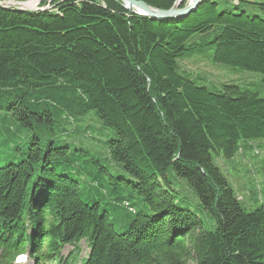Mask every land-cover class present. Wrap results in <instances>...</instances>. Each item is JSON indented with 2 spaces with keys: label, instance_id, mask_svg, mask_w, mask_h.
Wrapping results in <instances>:
<instances>
[{
  "label": "trees",
  "instance_id": "trees-1",
  "mask_svg": "<svg viewBox=\"0 0 264 264\" xmlns=\"http://www.w3.org/2000/svg\"><path fill=\"white\" fill-rule=\"evenodd\" d=\"M54 4L0 6V121L34 131L17 148L23 157L0 166L1 261L29 249L37 264H73L85 239L82 264H264V202L248 211L213 158L233 159L264 138V96L199 85L179 63L212 49L215 62L264 76V16L214 0L175 19L133 13L121 0ZM255 4L264 11V0ZM195 34L205 35L190 42ZM87 119L99 126L82 128ZM71 126L111 132L101 142L131 178L73 141L55 145ZM184 182L212 227L184 206ZM67 245L74 251L64 257Z\"/></svg>",
  "mask_w": 264,
  "mask_h": 264
},
{
  "label": "rangeland",
  "instance_id": "rangeland-1",
  "mask_svg": "<svg viewBox=\"0 0 264 264\" xmlns=\"http://www.w3.org/2000/svg\"><path fill=\"white\" fill-rule=\"evenodd\" d=\"M219 2V9L235 8L237 2H240L242 10H247L251 14H260L264 16V11L260 9V6L255 3L262 2L263 0H214ZM221 25H216L215 28L210 31L208 37H213L220 29ZM205 34H195L190 42L201 39ZM181 67L184 70L193 72L200 75L196 79L199 85H204L212 88L213 86H221L223 84H237L242 87L258 91L264 96L263 87V75L259 72L250 71L234 67L225 63L215 62L213 60V50H207L204 53H197L192 56L185 57L179 60ZM20 122L11 118L8 121H0V166H5L10 162H17L22 157L21 151H17V148L25 149L31 138L34 135V131L28 127L19 126ZM87 124L99 126V122L92 120H86L82 123V128ZM75 127L71 126L67 135H61L58 132L53 136L55 145L60 144V140L65 138L69 142H74L77 147L90 150L98 157H102V161L108 164L115 175H124L127 178H131L122 166L109 157V153L105 150L101 140H108L112 136L111 132L104 134L103 129L89 128L88 132L74 133ZM94 137V138H92ZM40 138L43 141H48V138L44 137L40 133ZM98 139V140H97ZM96 142V143H95ZM250 144L254 146L253 150H246L245 152H239L233 159H227L223 154L213 153V158L216 164L221 168L231 187L235 190L236 194L243 199L244 207L250 211L258 207L264 202V138H256L250 141ZM97 151V152H95ZM109 178L108 176H106ZM83 187L85 185L83 184ZM182 189L184 191L185 203L184 206L197 212L202 218L205 219L208 228L214 225V218L207 212L202 210L199 205L198 196L194 190L184 182ZM134 198H130L129 201L133 203H139L140 197L138 194H132ZM86 195H83L85 198ZM127 226L122 223L119 225L116 223V229L118 231H124ZM73 248L67 247L64 254H68ZM82 256L88 253L86 242L81 243ZM31 264V263H30Z\"/></svg>",
  "mask_w": 264,
  "mask_h": 264
},
{
  "label": "water",
  "instance_id": "water-1",
  "mask_svg": "<svg viewBox=\"0 0 264 264\" xmlns=\"http://www.w3.org/2000/svg\"><path fill=\"white\" fill-rule=\"evenodd\" d=\"M28 1L47 2L48 5L40 6L35 8L23 7L22 3ZM65 0H0V6L6 8H17L21 10H44L53 8L56 4L54 2H63ZM125 7L133 13H137L144 16H149L154 19H175L182 18L188 14L196 11L200 6L202 0H189L186 6L182 7L183 0H176L175 4L169 9H159L152 7L148 3L142 0H121Z\"/></svg>",
  "mask_w": 264,
  "mask_h": 264
},
{
  "label": "bare ground",
  "instance_id": "bare-ground-1",
  "mask_svg": "<svg viewBox=\"0 0 264 264\" xmlns=\"http://www.w3.org/2000/svg\"><path fill=\"white\" fill-rule=\"evenodd\" d=\"M189 2V0H187ZM39 5V3L37 1H28V2H24L22 3L23 7H27V8H35ZM76 263H78V259H76Z\"/></svg>",
  "mask_w": 264,
  "mask_h": 264
},
{
  "label": "snow or ice",
  "instance_id": "snow-or-ice-1",
  "mask_svg": "<svg viewBox=\"0 0 264 264\" xmlns=\"http://www.w3.org/2000/svg\"><path fill=\"white\" fill-rule=\"evenodd\" d=\"M19 259H21V260H24V259H25V257H24V256H21Z\"/></svg>",
  "mask_w": 264,
  "mask_h": 264
}]
</instances>
